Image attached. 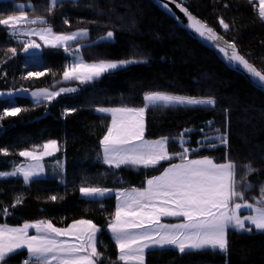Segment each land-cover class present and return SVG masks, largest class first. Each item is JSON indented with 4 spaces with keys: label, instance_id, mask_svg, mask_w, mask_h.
<instances>
[{
    "label": "trees",
    "instance_id": "16d2710c",
    "mask_svg": "<svg viewBox=\"0 0 264 264\" xmlns=\"http://www.w3.org/2000/svg\"><path fill=\"white\" fill-rule=\"evenodd\" d=\"M18 3H29L30 7L22 10L30 18L37 15L46 18L56 33L88 29L89 36L79 41V54L85 62L133 57L147 62L106 73L91 84L81 85L76 81L57 84L71 56L63 48L44 47L42 60L36 61L25 55L22 46L14 43L8 30L0 26V90L78 89L35 106L26 97L0 99V116L9 105L22 109L16 116L0 119V150L9 152L8 156L0 154V172L10 171L22 162V157L17 155L19 151L49 140L58 142V154L64 159L61 175L53 171L29 185L17 177L0 180V210L7 206L11 212L0 216V223L20 226L24 222L47 219L56 227H65L74 220L89 219L101 229L98 251L102 253L103 264L116 261L115 243L107 232L108 220L114 212L113 197L103 199L101 206L100 202L81 198L79 188L82 185L113 189L139 187L147 177L173 161L149 169L108 168L98 160V153L99 139L106 131L109 118L97 114L95 109L140 107L145 93L157 91L214 98L216 105L150 106L146 110V139L169 137L168 150L174 153L182 148L173 138L178 140L185 129L192 130L186 134L190 148L198 147L197 141L204 136L216 135V129L221 132L227 129V148L222 144L201 147L190 157H209L219 163L225 161L227 153L238 166L251 163L258 171L247 177L253 188L245 192V197L252 202L253 197L259 196V186L264 185V94L150 0H63L51 15L46 10L48 0H0V16L18 15L21 11L16 6ZM184 6L223 39L234 41L240 54L258 70H264V24L248 0H184ZM65 19L68 24L64 23ZM221 19L229 25L227 32L220 26ZM108 31L114 33L112 41L89 46ZM76 46V42L72 43L70 50L74 52ZM8 47H17V55L11 59H8L11 56ZM37 69L48 74L23 79L27 71ZM69 109L75 111L65 116ZM209 121L213 122L211 127H208ZM240 174L238 167V178ZM52 195L62 199L52 202L48 199ZM17 196L23 198V203L12 209ZM228 241L227 253L209 250L181 257L174 250L149 251L145 264H264V234L255 230L243 234L229 231ZM24 257L25 251L21 250L6 264H21Z\"/></svg>",
    "mask_w": 264,
    "mask_h": 264
},
{
    "label": "snow or ice",
    "instance_id": "6c2138e0",
    "mask_svg": "<svg viewBox=\"0 0 264 264\" xmlns=\"http://www.w3.org/2000/svg\"><path fill=\"white\" fill-rule=\"evenodd\" d=\"M63 0H50L47 12L52 14L54 8ZM75 2V0H73ZM254 5L258 20L264 24V0H248ZM169 3L176 7L187 18L186 28L193 31L199 38L211 42L212 46L223 54L224 59L231 65L239 68L264 88V70H258L249 60L239 53L237 44L228 42L218 35L207 24L193 16L184 0H160V4L169 13L172 9ZM225 7H228L226 4ZM18 15L0 16V26L9 32L10 39H16L18 46H22L25 54L40 61L43 58L42 48H63L72 57L62 72L61 79L56 83L76 81L79 84H91L99 80L106 73H112L132 64H142L144 59H122L111 61L100 59L94 62H85L79 54V41L89 36L88 29H79L71 33H56L49 21L37 15L30 18L23 10ZM65 24L68 20L65 19ZM220 26L227 32L229 25L220 20ZM26 37V39H20ZM38 38V40L33 39ZM114 33L108 31L99 41H93L94 46L100 42H110ZM42 43H40V42ZM76 42L75 51L71 45ZM11 53L8 59L17 55V47H8ZM264 58V57H262ZM44 70H29L23 79L40 78L47 75ZM55 76V73H52ZM55 84L52 86L55 88ZM28 93L27 88L20 90ZM78 91L77 88L60 87L58 91L49 88H39L30 93L34 106L41 102H51L62 94ZM12 96L15 93H0ZM143 106L133 107H97L95 111L104 116H110V123L99 139L98 160L110 169L121 167L156 168L162 162L179 160L170 163L160 175L147 178L145 184L139 188L113 191L106 187L85 186L79 188L82 198L86 201L100 202L103 198L115 195L116 206L111 214L107 230L118 252L116 261L112 264H145V257L149 251H177L181 257L186 254L212 251L213 253H227L228 233L237 234L257 233L264 234V185L259 186V196L249 202L245 192L253 188L247 177L258 170L251 163L238 166L226 153L224 162H216L209 157L190 158V154L198 152L201 147H217L218 144L229 145L227 129L221 132L216 129V135L204 136L197 141L198 147L190 148L186 134L191 129H185L178 140L182 151L169 152V137L146 139V110L150 106L168 108L177 106L215 107L214 98H193L189 96L166 94L163 92H148L143 95ZM22 109L9 105L3 110L2 116H16ZM66 110L64 115L74 112ZM227 112L228 110L225 109ZM213 125L208 122V127ZM203 132L204 129H201ZM60 151L56 140H49L42 145L24 148L17 155L24 158L25 163L14 166L12 170L0 172V180L22 178L25 185H29L44 175L42 161L45 157L53 156ZM0 154L8 156L9 152L0 150ZM58 166L62 170L63 165ZM238 167L240 176L238 178ZM115 174V173H113ZM56 202L62 197L52 195L48 198ZM23 203V198L17 196L12 209ZM241 210L246 214L241 215ZM10 209L5 206L0 210V216L10 215ZM162 218H171L174 223L162 222ZM35 234H29V230ZM101 229L89 219H78L65 227H56L47 219L36 222H24L21 226H9L0 223V264L21 250H26L27 256L22 264H103L102 253L98 251V233Z\"/></svg>",
    "mask_w": 264,
    "mask_h": 264
},
{
    "label": "crops",
    "instance_id": "0c3cea01",
    "mask_svg": "<svg viewBox=\"0 0 264 264\" xmlns=\"http://www.w3.org/2000/svg\"><path fill=\"white\" fill-rule=\"evenodd\" d=\"M49 2H50V0H48ZM19 9H21V6H23V9H27V8H29L30 7V4L29 3H18L17 5H16ZM26 38V37H25ZM33 39H35V40H38V38H36V37H33ZM38 42H40V41H38ZM40 43H42V42H40ZM39 51H41V50H39ZM29 56H31V54H28ZM35 90H37V89H33V90H28V93H23V92H21L20 90H15V91H2V90H0V93H9V92H12V93H15V95H12V96H7V95H0V99H3V98H13V97H16V96H20V97H26V98H28L31 102H33L32 101V97H31V95H30V93L32 92V91H35ZM45 102V101H44ZM42 103V102H41ZM96 112V111H95ZM97 113V112H96ZM97 114H100V113H97ZM102 115V114H101ZM108 118H109V123H110V120H111V117L110 116H108ZM190 158H202V157H190ZM23 160H22V162L20 163V164H22V163H25V161H24V158H22ZM58 162H59V164H62L63 165V168H62V170L60 169V167L58 166ZM173 162H175V163H178L179 162V160H175V161H173ZM173 162H171V163H173ZM42 163H43V166H44V175L43 176H41V177H39V178H44V177H46L48 174H50V172L52 173L53 171H56L57 173H59L60 175L61 174H63V171H64V159H63V157L61 156V155H59L58 154V152L55 154V155H53V156H48V157H45L44 158V160L42 161ZM169 165V164H168ZM168 165H166V166H164L163 167V169L165 168V167H167ZM107 166V165H106ZM108 167V166H107ZM163 169L161 170V171H159L157 174H155V175H160L161 174V172L163 171ZM155 175H152V176H155ZM152 176H150V177H147V178H151ZM39 178H37V179H39ZM146 178V179H147ZM146 179L143 181V183H142V185L141 186H143L144 184H145V181H146ZM141 186H139V187H141ZM139 187H135V188H139ZM131 188H134V187H127V188H120V189H113V188H108V189H112L113 191H118V190H122V189H131ZM79 196L81 197V195H80V192H79ZM107 197H113V200H114V210H115V206H116V199H115V195H111V196H107ZM107 197H104L103 199H105V198H107ZM82 198V197H81ZM84 199V198H83ZM244 214H246V210H244V211H241V215H244ZM34 222H36V221H34ZM162 222H166V223H174V222H176L175 220H173V219H171V218H162ZM72 223V222H71ZM21 226V225H20ZM14 227H18V226H14ZM107 232H108V230H107ZM29 234L31 235V234H35L34 233V230H29ZM108 234L110 235V237H111V234L108 232ZM112 239V238H111ZM113 242H114V240H113ZM115 243V242H114ZM25 251V257L27 256V252H26V250H24ZM118 253V252H117ZM118 256V255H117ZM25 257H24V259H25ZM23 259V260H24Z\"/></svg>",
    "mask_w": 264,
    "mask_h": 264
},
{
    "label": "water",
    "instance_id": "95a60500",
    "mask_svg": "<svg viewBox=\"0 0 264 264\" xmlns=\"http://www.w3.org/2000/svg\"><path fill=\"white\" fill-rule=\"evenodd\" d=\"M159 10H161L163 13H165L168 17H170L181 29L188 32L196 41H198L203 47L207 48L208 50L214 52L231 70H234L241 74L255 89L260 91L264 94V88H261L259 84H257L255 81H251L246 75L245 72L240 70L239 68L229 64L223 57L222 53H219L217 49H215L211 42L205 41L202 38H199L197 34H195L190 29L186 28L185 25L187 23V18L184 16L183 13L179 11V9L176 7L175 3H169V7L172 9V11L169 13L164 9V7L160 4V0H150ZM198 19V18H197ZM201 21V20H200ZM202 22V21H201ZM204 23V22H203ZM218 34V33H217ZM219 35V34H218ZM225 40V39H224ZM226 41V40H225Z\"/></svg>",
    "mask_w": 264,
    "mask_h": 264
},
{
    "label": "rangeland",
    "instance_id": "374dc122",
    "mask_svg": "<svg viewBox=\"0 0 264 264\" xmlns=\"http://www.w3.org/2000/svg\"><path fill=\"white\" fill-rule=\"evenodd\" d=\"M71 33V32H70ZM86 38V37H85ZM21 39H26L25 37H21ZM81 40H83V38L81 39ZM74 43V42H73ZM24 53V52H23ZM25 54V53H24ZM25 55H27V56H29L28 54H25ZM71 59H72V57H71ZM71 59H70V61H71ZM22 179V178H21ZM241 211H244V210H241Z\"/></svg>",
    "mask_w": 264,
    "mask_h": 264
},
{
    "label": "built area",
    "instance_id": "2783aa9c",
    "mask_svg": "<svg viewBox=\"0 0 264 264\" xmlns=\"http://www.w3.org/2000/svg\"><path fill=\"white\" fill-rule=\"evenodd\" d=\"M21 39V38H20ZM14 43H17L18 44V41L16 39H11ZM22 264V262H21Z\"/></svg>",
    "mask_w": 264,
    "mask_h": 264
}]
</instances>
